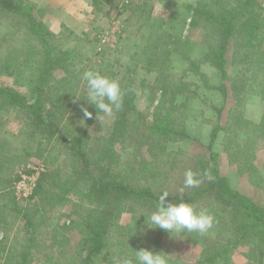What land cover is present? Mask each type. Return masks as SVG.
<instances>
[{
  "label": "rangeland",
  "instance_id": "1",
  "mask_svg": "<svg viewBox=\"0 0 264 264\" xmlns=\"http://www.w3.org/2000/svg\"><path fill=\"white\" fill-rule=\"evenodd\" d=\"M15 1L24 4L27 16L4 11L0 4V149L4 154L9 151L5 160L8 175L4 182L9 194L5 196L0 187V219L4 217L2 205L11 193L17 199L14 185L20 170L43 166L44 173L58 166L55 177L61 179L67 172L74 171L75 161L81 162V158L75 160L76 154L68 155L60 137L64 132L56 133L50 141L33 132V128L27 133L26 111L8 101L3 93L6 88H14L28 102L33 101L42 78L47 80L44 69L50 65L49 54H62L60 51H69L63 55L68 58L52 69L46 89L60 88L66 78H73V70L94 68L102 71L101 75L117 80L123 96L125 93L130 98L134 95V103L140 111L137 134H144L143 140L149 137L150 131L154 133L155 128L165 126L168 129L156 133L154 139L161 143L153 144L156 167L166 157L167 164L147 171L146 164L140 161L143 151L130 140L131 134L111 138L115 115L102 113L100 120L87 132L88 143L95 148L91 155L92 168L112 162L114 169H133L137 176V179L132 178L134 182L148 184L150 181L156 186L164 182V186H168L166 190L182 192L186 190L182 183L190 167L197 168L204 177L210 174L214 160L206 146L212 143L218 169L230 185L264 206V67L261 55L255 51L250 53L244 47L242 34H234L226 42V28L216 26L207 13L218 17L224 13L233 15L242 9L244 0ZM260 3L263 5L264 0H253L244 18H251L258 11L259 21L264 24V7L258 9ZM197 8L203 11L197 13ZM242 20L237 21L238 28ZM261 29L264 32V25ZM224 45L229 58L223 77L216 56ZM85 82L82 78L74 80L78 91L68 110L70 117L65 116L60 123L72 135L80 133L84 126L83 108L78 100L83 93L81 88L87 85ZM147 126L153 130H147ZM39 142L44 145L39 146ZM147 147L144 144V151ZM168 150H172V156ZM105 153L108 155L102 158ZM165 153H169L168 156ZM176 175L180 177L178 182L168 184ZM17 201L24 209L29 207L30 212L33 211L30 208L39 203H30L28 199ZM70 205L59 203L52 207L43 203L40 238L32 251L31 264H43L50 254L59 255L63 250L53 243L51 234L52 228L57 227L72 235L73 231L64 227L69 222L65 215ZM198 209L211 215L215 210L207 203H201ZM5 210L11 224L0 223V239L8 238L3 243L13 246L10 251L15 254L18 248L15 240H25V231L21 228L23 219L16 218L10 208ZM139 210L136 205H126L119 221H131L130 216L138 214ZM215 227L203 234L201 243H210V238L227 234L214 232ZM78 237L74 231L73 243ZM169 239L164 237L162 243ZM200 244L193 246L184 236L177 235L167 246L168 256L176 258L175 264H196L201 256ZM8 251L6 248L3 254L7 255ZM230 257L231 264H264L261 250L257 249L256 258L250 260L244 244L235 247ZM100 258L101 255L95 263L105 264Z\"/></svg>",
  "mask_w": 264,
  "mask_h": 264
},
{
  "label": "trees",
  "instance_id": "2",
  "mask_svg": "<svg viewBox=\"0 0 264 264\" xmlns=\"http://www.w3.org/2000/svg\"><path fill=\"white\" fill-rule=\"evenodd\" d=\"M108 2L109 0H96ZM253 0H244L241 4V10L238 13L230 15L228 13L221 14V16H214L212 12L207 11L209 19H211L216 26H222L226 28V42L230 36L237 34L244 35V47L251 52L261 55L262 64L264 67V32L261 27L262 22L259 21V14L256 12L255 16L251 18H244L249 6ZM0 4H3V9L9 13L20 14L21 16H27L25 6L22 2L15 0H0ZM264 7L260 3L258 9ZM261 10V9H260ZM203 11V9L197 8L195 12ZM260 12V11H259ZM244 18V19H243ZM243 19V20H242ZM240 21L241 28L237 27V21ZM38 29V28H37ZM39 30V29H38ZM44 35H46L44 33ZM48 39V38H46ZM227 45V43H225ZM239 54L238 49H235ZM62 54H49L50 65L44 69L46 72V78L49 82V75H51L52 69L59 62H65L67 56H63L69 51H60ZM227 48H221L220 52L216 56L217 64L224 77L225 62H227ZM66 69V68H64ZM85 68L79 70H73V78H66L63 85L60 88L49 86L47 80L42 78L43 82L41 86L37 88V93L33 101L28 102L27 99L21 95V93L14 88H6L3 90L5 98L12 104L22 108L26 111L28 117V127L33 128V132H38L41 137L50 139L58 132L65 133L60 134L61 140L64 142V147L68 151V155H75L77 158H81V162L75 161V169L72 172H67L59 179L55 177L59 171V167L50 168L48 171L42 173L39 179L37 189L35 193L28 198V202H39L35 208L30 212L28 209H24L17 201L15 195L11 193L8 201L2 205L4 216L0 219V223L9 225L10 220L6 219V208H10L16 214L15 217H21L23 220L22 229L25 231V240L17 238V250L14 254L10 251L13 246H9L3 243L8 238L0 239V264H31L32 251L39 243L40 238V224L41 219L44 217L40 214L43 203H46L54 207L59 203H70L68 213L65 215L68 217L69 222L64 224V227H68L73 231L72 235H68L67 232L59 230L57 227L52 229V241L63 250L58 254H50L43 264H96L95 260L101 255L100 259H103L105 264H119V261L124 258H129L135 261L136 250L148 248L154 251H162L169 260V264H175L177 261L168 256L167 246L177 235L184 236L186 242L193 246L201 243V238H204V233L194 232L189 233L184 230L181 233L173 232L172 234L166 230L155 228H148L146 225V215L155 211L160 195L167 191L169 193L166 198L167 202L190 203L197 212L198 206L201 203H207L208 206L215 208L212 214L215 218L214 225H216L215 231L218 233H224V237L210 238V243L202 242L198 249L201 251V256L198 258L196 264H231V252L235 247L241 245L247 246V257L252 260L258 250H261L262 256H264V206L257 202L254 197H249L240 191L234 189L226 176L221 174L217 165V153L214 152L212 143L206 146L210 154L213 156L214 168H210V174L205 177L198 173L197 168L190 167L200 183L197 187L186 188L182 192H170L167 189L168 186H164V182L158 186L155 183L148 181V184H139L138 181L132 180L136 178V174L133 173V169H114L112 162H104L103 166L98 168H92V154L94 147L88 143L87 132L93 124H96L98 120V110L95 105L89 104L87 98V85H83L81 88L83 93H80L78 105L82 108H87L93 112V117L85 119L83 122L80 133L75 135L66 132L60 123L63 122L65 116H69L68 110L73 103L78 89L73 84L75 79H81ZM90 71H97L102 74V71L91 68ZM158 77V76H157ZM86 83V82H85ZM70 89V90H69ZM69 90V91H67ZM165 91H163V97ZM162 102V98H161ZM161 104V103H160ZM27 108V110L25 109ZM139 109L134 103V95L130 98V95L125 93L122 98V105L120 109L114 110V122L110 131V137L123 135L130 133V140L133 144L139 148L142 152L141 163L146 164V170H157L165 163L166 159L163 158L162 164L157 165V159L155 158V152L153 144L155 142L160 145L161 141L156 138L158 134L168 129L155 128L154 133L149 132V137L143 140L144 134H137L139 131ZM102 113H99L101 115ZM70 117V116H69ZM147 130H153L149 126ZM217 128L213 131L212 141L216 137ZM153 138V139H152ZM143 140V141H142ZM150 145H149V144ZM144 144L147 147L144 151ZM44 145L39 142V146ZM163 148V145H161ZM104 153L103 150H101ZM4 154L0 149V186L4 191V195L9 194V190H6L4 182L8 173H6L7 163H5L6 157L9 155V151ZM168 152L173 155L172 150ZM148 153V156L147 154ZM169 153H165L167 156ZM107 153L102 154V158L106 157ZM153 157V158H152ZM152 158V159H151ZM155 158V159H154ZM160 161L162 156L159 157ZM148 160V161H147ZM202 160V159H201ZM208 164L209 161H204ZM144 164V166H145ZM143 168L140 167L139 171ZM144 169V170H145ZM156 174V172H155ZM173 175V174H172ZM135 176V177H133ZM180 177H171L169 183L178 182ZM10 182V180H7ZM11 184V183H10ZM184 182L182 183V186ZM70 195V196H69ZM75 198L76 200H73ZM136 205L139 207V213L131 215V221H119V217L125 211L126 205ZM51 220L50 218H47ZM53 220V219H52ZM133 221V222H132ZM39 225V226H38ZM213 225V226H214ZM56 226H58L56 224ZM219 226V228H218ZM79 234V237L73 243V234ZM224 231V232H223ZM229 235V236H228ZM169 239V242H163L164 237ZM73 243V244H72ZM9 249L7 255L3 252ZM184 248H188L185 244ZM103 256V258H102ZM178 258V257H177ZM263 259V258H262ZM252 264V262L248 263Z\"/></svg>",
  "mask_w": 264,
  "mask_h": 264
},
{
  "label": "clouds",
  "instance_id": "3",
  "mask_svg": "<svg viewBox=\"0 0 264 264\" xmlns=\"http://www.w3.org/2000/svg\"><path fill=\"white\" fill-rule=\"evenodd\" d=\"M83 80L87 82V102L95 105L99 113L111 115L114 110L120 109L122 105L123 93L120 83L97 71H85ZM85 119L93 117V112L87 108L83 109ZM200 180L197 175L188 170L185 173L184 187H197ZM169 193L163 192L159 197V203L155 211L146 215V225L148 228H160L170 232L181 233L187 230L189 233H206L214 225L215 218L206 210L197 212L195 208L187 202L170 203L166 201ZM119 264H169L168 257L162 251H154L148 248L136 250L135 261L124 258Z\"/></svg>",
  "mask_w": 264,
  "mask_h": 264
},
{
  "label": "built area",
  "instance_id": "4",
  "mask_svg": "<svg viewBox=\"0 0 264 264\" xmlns=\"http://www.w3.org/2000/svg\"><path fill=\"white\" fill-rule=\"evenodd\" d=\"M43 169V166H37L33 169L19 171L14 185L17 199L27 200L35 193Z\"/></svg>",
  "mask_w": 264,
  "mask_h": 264
}]
</instances>
